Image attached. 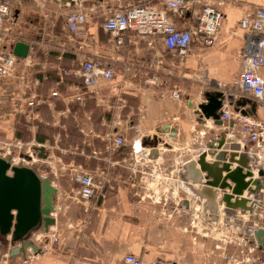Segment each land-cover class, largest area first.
Masks as SVG:
<instances>
[{
  "label": "crops",
  "instance_id": "obj_1",
  "mask_svg": "<svg viewBox=\"0 0 264 264\" xmlns=\"http://www.w3.org/2000/svg\"><path fill=\"white\" fill-rule=\"evenodd\" d=\"M201 1L216 5L225 14L226 22L214 48L193 42L183 60L167 53L161 45L148 47L145 40L135 36H128L121 48H115L109 38L100 42L104 7L116 5L117 0L79 2L77 10L88 12V23L84 36L73 43L67 42L62 18L61 29L57 33L52 29L54 23L48 10L57 4L48 0L24 3L17 23L23 34L21 41L29 50L26 58L17 60V78L0 82V139L21 140L16 136L19 132L26 134L29 141L45 145L46 168L37 174L48 178L56 190L51 215L55 224L48 234L42 230L34 234L30 241L39 253L28 250L25 257L15 252L18 244H11L10 235L0 236V264H124L129 254L142 264H153L157 259L176 264H237L243 257L260 255L264 234L260 239L255 236L246 246L223 242L217 229L209 226L210 215L198 206L204 201L197 198L198 205L194 206L189 195L173 189V182L185 185L178 176L180 171L185 173L181 164L197 160L206 145L223 133L196 114L198 106L205 102L201 98L221 88L232 90L239 71L237 53L242 36L232 37L230 31L243 10L233 0ZM249 3L264 7V0ZM57 7L59 12L68 11ZM198 8L200 1L194 10ZM27 11L32 12L30 20L24 16ZM44 12L47 19L42 18ZM189 13L173 17V22L187 27L194 22ZM37 14L38 19L33 16ZM53 46L57 50L48 52ZM83 59L110 61L115 78L108 85L100 84L96 94L85 98L83 104H68L81 81L62 76L60 70L76 69ZM262 74L264 77V71ZM152 78L156 84L150 83ZM175 86L181 91L182 102L169 98ZM53 92L58 97L53 98ZM30 95L37 97L35 111L26 108ZM246 106L250 107V116L262 120L261 110L248 100ZM109 133L121 136L125 146L107 151ZM38 134L43 142L36 141ZM156 137L170 140L171 145L156 147ZM139 141L149 154L147 174L154 169L168 189L155 196L159 198L155 202L136 188L140 176L130 170L131 146ZM95 151L99 157L92 156ZM80 169L90 172L99 185L90 202L79 201V186L72 179ZM235 213L238 215L239 210ZM204 214L207 219H203ZM195 215L199 216L196 228L191 225ZM222 217L216 227H220ZM52 235L58 238V244H52Z\"/></svg>",
  "mask_w": 264,
  "mask_h": 264
},
{
  "label": "built area",
  "instance_id": "obj_2",
  "mask_svg": "<svg viewBox=\"0 0 264 264\" xmlns=\"http://www.w3.org/2000/svg\"><path fill=\"white\" fill-rule=\"evenodd\" d=\"M29 1L33 0H0V82L17 78L18 58L13 55L12 50L16 43H23L21 41L23 34L19 31L17 19L19 12L25 5L24 3ZM48 1L68 9V11H58L59 16L64 20L67 42L73 43L83 37L86 32L85 26L88 23V12L77 10L79 8L77 5L84 0ZM198 3V0H117L116 5L104 7L105 17L100 23V29L109 36L110 43L115 48L123 47L128 36H135L145 40L148 47L161 45L167 53L183 60L189 53L193 42H199L206 48H214L217 45L221 28L226 22L225 14L216 5L207 1H204L198 11L191 10ZM90 12L93 13V11ZM188 13L191 14V19L194 22L188 24L187 27H178L173 22V17H182ZM42 18L47 19L48 14L44 12ZM239 35L242 36V45L237 53L239 71L233 81L234 87L232 90L227 88L218 90L223 92L222 107L219 111V120L222 124L217 126L212 119L209 121L214 127L223 130L225 142L238 145V153H245L252 159L253 162L249 166L252 168L253 179L261 178V183L257 191V198L254 197V194L248 197L246 193L244 195L249 199L247 207L250 210L240 217L241 223H243L240 231H236L232 227L226 230L211 224L209 226L217 229L216 234L223 239V242L246 246L248 241L256 236L257 232L264 229V186L262 185L264 178V115L262 120L254 119L248 114L250 109L248 106L239 108L237 112L234 110L236 102L248 100L264 114V77L262 74L264 71V7L256 6L240 16L236 26L230 31L232 37H239ZM60 72L62 76H70L81 81L80 89H77L76 94L68 98V104H83L85 98L96 94L100 84L108 85L115 78V69L110 61L100 62L83 59L76 69L60 70ZM23 78L22 75L21 80ZM150 83L156 84L155 79L152 78ZM51 96L56 98L58 93L53 92ZM169 98L175 102H182L183 98L179 87L175 86L170 91ZM25 104L28 110L35 111L38 106L37 97L28 96ZM14 111V114H17V110ZM242 111L247 114L242 115L240 113ZM28 114H30L29 111ZM29 118L32 119L33 115L30 114ZM166 129H169L168 133L172 134L169 126ZM155 141L156 147L171 145L170 140L163 141L156 137ZM105 145L108 147L107 151H110V147L113 149L125 146V140L121 136L110 135L109 133ZM24 146L22 140L10 142V140L0 139V158L7 161L11 166L25 167L33 171L34 169L29 167L30 164L39 166V163L44 164L46 162V160L38 158L35 150L40 147L45 148L44 144H36L34 140L28 141L25 155H21L20 152L23 151ZM131 150L130 170L140 176L139 182L135 184L136 188L146 192L145 198L152 199L154 202L155 200L158 201L159 198L155 199L154 197L168 192L166 184L156 176L154 169H149L147 174L146 169L150 165V161L147 160L149 154L145 153L140 141L134 143ZM14 151H16L17 157L12 155ZM92 156L99 157L100 154L95 151ZM18 159L22 162L25 161L27 166L18 164ZM34 172L38 176L39 171ZM259 174L262 175L259 176ZM38 177L45 178L43 176ZM72 179L79 186V201L90 202L94 199L99 185H96L90 172L77 170ZM250 189L255 191L256 186L251 184ZM236 216L239 217V213ZM245 218L247 220H244ZM198 219L199 216L197 215L191 218V225L194 228L197 227ZM50 238L53 245L58 244V238L53 235ZM124 264H142V262L139 258L129 254L124 257ZM153 264L176 263L170 260L157 259ZM237 264H264V246L260 248L258 257L246 256Z\"/></svg>",
  "mask_w": 264,
  "mask_h": 264
},
{
  "label": "water",
  "instance_id": "obj_3",
  "mask_svg": "<svg viewBox=\"0 0 264 264\" xmlns=\"http://www.w3.org/2000/svg\"><path fill=\"white\" fill-rule=\"evenodd\" d=\"M29 46L18 42L14 45L12 53L19 59L27 57ZM223 92L205 94V102L197 108L196 114L204 120L212 119L215 125L220 126L219 111L222 107ZM247 101L236 102L234 111L246 106ZM255 107L253 106V111ZM246 115L245 111L240 112ZM250 115V112H248ZM38 158L47 159L45 148L35 149ZM236 144H228L224 140L223 133L218 139L210 141L197 156V160H188L181 164L185 173L178 172L180 181L173 182V189L189 195L194 206L198 205L195 199L204 201L199 204L202 212H207L209 223L217 226L220 215L222 229L229 227L240 231V217L245 215L250 208L247 207V197L254 194L260 187L261 178L253 179L252 168L249 166L252 159L245 153H238ZM212 161H207V157ZM196 166L199 169L196 170ZM254 169V168H253ZM11 173L9 175L8 173ZM206 174L203 178L201 174ZM262 174H259L261 176ZM191 182L190 185H186ZM195 184L201 185L195 188ZM254 184L256 190L250 189ZM56 190L50 184L48 178H39L36 173L25 167L11 166L7 161L0 158V236H11V244H18L15 252L25 257L26 252L31 250L39 253V250L30 239L38 231L48 234L49 228L55 224L51 215L55 211L54 195ZM189 206V202L185 204ZM239 210V217L235 211ZM204 214L203 219H207ZM233 221V222H231ZM264 231H259L256 238L260 239Z\"/></svg>",
  "mask_w": 264,
  "mask_h": 264
},
{
  "label": "rangeland",
  "instance_id": "obj_4",
  "mask_svg": "<svg viewBox=\"0 0 264 264\" xmlns=\"http://www.w3.org/2000/svg\"><path fill=\"white\" fill-rule=\"evenodd\" d=\"M200 1V6H202V4H203V2L201 1V0H199ZM233 2H234V4L235 3H237L236 5H239V7H240V9L241 10H243L242 11V14H244L245 12H247L248 10H250V9H252L253 7H256L255 5H252V4H250L249 2H250V0H233ZM233 7H234V5H233ZM199 9V8H198ZM197 9V10H198ZM191 10H194V7L193 8H191ZM196 10V11H197ZM246 10V11H245ZM49 12V18H51L52 19V22L54 23V25H53V28L52 29H54V33H57V31L58 30H60L61 29V25H62V21H61V17H59V12H58V7L56 6V5H53V7H50V9L48 10ZM27 13V15H25ZM24 16H25V18L27 19V20H30V18L32 17V12L31 11H27V12H25L24 13ZM35 18H39V15L37 14V15H33ZM55 21V22H54ZM193 21V20H192ZM99 30H101L100 28H99ZM108 38H109V36L107 35V34H105V33H103L102 31H99V39H100V42H103V43H105L107 40H108ZM48 45H52V44H48ZM53 50H57V49H54V46L53 47H50L49 49H48V52H53ZM36 61H38L37 59H36ZM236 77V76H235ZM201 100H205V98L204 97H202L201 98ZM263 112H262V117H263ZM63 140V139H62ZM61 140V141H62ZM14 141V140H13ZM22 141H24V140H22ZM55 142H59V143H61L60 142V140H55ZM50 143H54V140H50ZM26 144H28V141L27 140H25L24 141V147L22 148V150L23 151H21L20 152V154L21 155H25V151H26V149L28 148L27 146H26ZM55 144V143H54ZM60 146H61V144H60ZM62 146H65V145H62ZM12 155H14L15 157H17V155H16V151H14L13 153H12ZM24 161V160H23ZM17 163L18 164H21V165H25V166H27L26 165V163H25V161L24 162H22V161H20L19 159H18V161H17ZM46 165L45 164H43V163H39V166L38 165H36V164H30L29 165V167L30 168H32V169H34V171H44V169L46 168L45 167ZM38 172V173H39ZM262 185L264 186V178H263V180H262Z\"/></svg>",
  "mask_w": 264,
  "mask_h": 264
},
{
  "label": "trees",
  "instance_id": "obj_5",
  "mask_svg": "<svg viewBox=\"0 0 264 264\" xmlns=\"http://www.w3.org/2000/svg\"><path fill=\"white\" fill-rule=\"evenodd\" d=\"M16 136H17L18 139H21V140H24V141L25 140L29 141V139L27 138L26 134L22 135L21 133L17 132ZM36 141L43 142L44 138L41 135L38 134V136L36 137Z\"/></svg>",
  "mask_w": 264,
  "mask_h": 264
},
{
  "label": "bare ground",
  "instance_id": "obj_6",
  "mask_svg": "<svg viewBox=\"0 0 264 264\" xmlns=\"http://www.w3.org/2000/svg\"><path fill=\"white\" fill-rule=\"evenodd\" d=\"M211 158V157H210ZM209 156L207 157V161H212V160H209L210 159ZM212 159V158H211Z\"/></svg>",
  "mask_w": 264,
  "mask_h": 264
}]
</instances>
